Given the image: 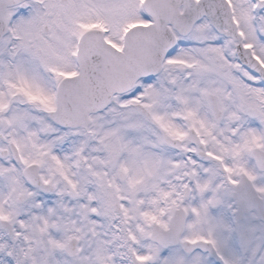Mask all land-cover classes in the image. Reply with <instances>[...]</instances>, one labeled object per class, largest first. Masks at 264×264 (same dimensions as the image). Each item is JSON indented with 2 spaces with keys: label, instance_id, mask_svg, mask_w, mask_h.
<instances>
[{
  "label": "snow or ice",
  "instance_id": "snow-or-ice-1",
  "mask_svg": "<svg viewBox=\"0 0 264 264\" xmlns=\"http://www.w3.org/2000/svg\"><path fill=\"white\" fill-rule=\"evenodd\" d=\"M0 264H264V0H0Z\"/></svg>",
  "mask_w": 264,
  "mask_h": 264
}]
</instances>
